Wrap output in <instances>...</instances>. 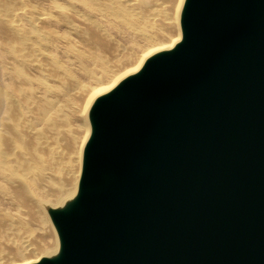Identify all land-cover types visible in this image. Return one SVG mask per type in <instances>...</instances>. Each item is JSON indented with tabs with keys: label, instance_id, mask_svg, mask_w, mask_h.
<instances>
[{
	"label": "water",
	"instance_id": "1",
	"mask_svg": "<svg viewBox=\"0 0 264 264\" xmlns=\"http://www.w3.org/2000/svg\"><path fill=\"white\" fill-rule=\"evenodd\" d=\"M185 26L98 106L86 183L114 178L62 264H264V0H190Z\"/></svg>",
	"mask_w": 264,
	"mask_h": 264
},
{
	"label": "bare ground",
	"instance_id": "2",
	"mask_svg": "<svg viewBox=\"0 0 264 264\" xmlns=\"http://www.w3.org/2000/svg\"><path fill=\"white\" fill-rule=\"evenodd\" d=\"M82 3L89 10L99 14L107 13L127 25L126 41L136 46L139 51L119 48L118 43L112 40L104 39L102 41L105 44L101 43L100 38H106L109 34L104 35L96 29L93 42L97 43L99 39L96 45L110 51V60L108 64V60H103L106 64L97 62L99 77H95L92 70H84L88 78L98 82L95 83L98 88H103V94L94 97L87 90L81 107L86 110V120H82L83 124L86 121V130L80 134L79 142H75V155L71 160L65 161L57 154L56 97L50 96L51 101L46 103L41 98H35L38 100L36 106L29 108V101H33L36 96L32 95L31 87L23 80V76L17 84L21 93L20 96L17 95V99L21 104L23 118L18 123H13L10 121V112L14 101L13 93L16 92L13 82L15 77L4 68L8 78L13 80V85H8L5 90L0 87V116L5 117L0 122V264L63 263L65 220L69 216L83 214L84 196L103 190L114 178V173L106 171L102 172L97 183H86L88 153L99 130L96 121L98 106L113 95L120 94L127 82L141 77L149 64L174 53L186 40L185 20L190 0H173V7L167 4L171 7L167 8L171 14L168 17L162 16L163 21L158 15L162 23L156 22L157 18L153 16L155 0H106L104 6H92L89 0ZM127 8L141 19L139 24L152 27L153 34L146 36L144 27L133 26L123 13ZM91 23L92 29L97 22ZM59 26L72 32L78 30L74 26L58 24ZM49 31L51 33L52 30L47 29L44 34L48 35ZM128 31L136 36L129 35ZM167 32L169 34L164 35ZM5 33L6 30L0 27V36L4 37ZM157 34L161 37L154 39L152 36ZM22 48L26 46L23 45ZM21 51L24 58L26 55H35L28 50ZM31 60L36 61V58ZM33 65L35 69L38 68L41 79L52 75L44 62ZM100 77L101 80H106V87L99 84ZM55 78L57 79L56 76ZM43 86L48 85L44 83ZM81 108L79 112L82 111ZM28 115L29 120L25 119Z\"/></svg>",
	"mask_w": 264,
	"mask_h": 264
},
{
	"label": "rangeland",
	"instance_id": "3",
	"mask_svg": "<svg viewBox=\"0 0 264 264\" xmlns=\"http://www.w3.org/2000/svg\"><path fill=\"white\" fill-rule=\"evenodd\" d=\"M82 1L86 0H0L2 9L0 11V27L6 30L4 37L0 36V87L3 90L8 89V85L11 87L13 80L8 78L9 75L5 72L7 68V71L15 77L13 82L16 88L24 76L23 80L31 87L32 95L36 96L33 101H29V108L36 106L38 100H35V98H41L44 101L43 103H46L51 101L50 96L56 97L55 114L58 133L56 146L58 148H55H57V154L64 161L71 160L75 155L74 149L77 146L75 142H79L80 134L86 130V121H84L86 125L82 121L86 120V114L84 113L86 110L81 107H83L82 102L87 90L94 97L103 94V88H98L95 84L98 82L95 79L88 78L84 70H92L95 77H99L97 62L108 64L110 60V51L100 49L96 45L99 43V39L97 43L93 42L96 29L102 31L104 35L109 34L106 38H100L101 43L112 40L118 43L119 48L123 47L133 52L139 51L136 46L126 41L125 36L128 37L127 25L108 16L107 13L99 14L91 9L89 10ZM89 1L92 2V6L96 4L106 5V0ZM172 2L173 0H155L156 5L153 11L155 15L153 14V16H156V22H159L160 19L163 21V17H168L171 14L169 9L173 7ZM167 8L169 9L167 10ZM123 13L133 26L140 25L144 27L147 33L146 36L153 34L152 27L142 25V23L139 24L138 22H141V19L130 9L127 8ZM91 22H97L92 29ZM58 24L74 26L75 30H78L72 32L64 27H58ZM47 29L52 30L51 33L49 31L48 35L44 34ZM124 32H126V35ZM128 33L132 36L135 34L132 31H128ZM168 34V32L164 33V35ZM160 35L157 34L152 37L156 39L161 37ZM92 42L94 45H92ZM23 45L26 48H22ZM20 49L33 52L35 55H26V58H24ZM32 58H36V61L31 60ZM103 60L108 61L105 63ZM37 62H44L52 75L45 77L44 80L41 79L38 68L35 69L33 65ZM96 79L98 80V78ZM44 83L49 87H44ZM99 84L106 87V80H101L100 77ZM77 86L80 87L77 88ZM16 88L17 93L15 91L13 93L14 101L10 112V121L13 123H18L23 118L22 112H20L21 104L17 99V95L20 96L21 93ZM79 108H81V112H79ZM25 117L29 120L30 116ZM0 119L1 122L5 117L0 116Z\"/></svg>",
	"mask_w": 264,
	"mask_h": 264
}]
</instances>
